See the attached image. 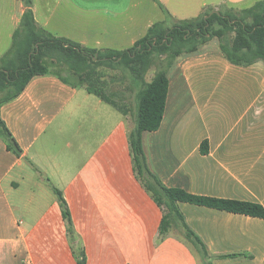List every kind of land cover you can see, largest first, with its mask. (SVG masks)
Returning <instances> with one entry per match:
<instances>
[{"label":"crops","instance_id":"0c3cea01","mask_svg":"<svg viewBox=\"0 0 264 264\" xmlns=\"http://www.w3.org/2000/svg\"><path fill=\"white\" fill-rule=\"evenodd\" d=\"M261 1L103 0L92 8L33 0V12L55 36L123 51L167 13L171 26L207 9L241 11ZM25 10L21 0H0V59L7 15L16 12L13 38ZM93 11L92 24L72 17ZM169 82L161 127L143 134L151 171L167 188L264 207V62L231 64L218 42L179 58ZM0 114L23 150L17 157L0 138V264H79L81 252L85 264H205L179 222L161 238L164 210L135 172L129 115L52 75L33 78ZM53 186L69 207L73 237ZM178 206L211 255H242L212 264H264V219Z\"/></svg>","mask_w":264,"mask_h":264},{"label":"trees","instance_id":"16d2710c","mask_svg":"<svg viewBox=\"0 0 264 264\" xmlns=\"http://www.w3.org/2000/svg\"><path fill=\"white\" fill-rule=\"evenodd\" d=\"M21 1L26 10L13 34L10 50L0 59V109L18 98L33 78L52 75L71 87L86 89L127 116L130 113L127 105L118 100L120 92L111 89L114 80H108L105 73V69L121 70L129 81V88L136 92L137 99L135 127L128 135L134 168L138 179L164 210L161 238L179 222L186 240L200 249L205 264H212L213 258L242 256L211 255L187 225L178 204L188 203L261 219H264V207L253 202L200 196L180 188H167L149 167L143 134L155 132L161 127L170 85L169 70L179 58L200 54L201 47L217 38L220 52L231 64L250 66L264 62V1L241 11L214 12V9H207L195 19L178 21L171 26L166 21L156 23L133 47L123 51L88 48L55 36L38 27L33 0ZM161 58H164L163 67L151 82H147L146 75ZM0 138L8 151L17 157L23 156V150L1 114ZM201 152L208 154L207 141L203 142ZM53 190L69 235L73 237V222L67 202L59 189L53 186ZM78 257L79 264H85L84 253L81 252Z\"/></svg>","mask_w":264,"mask_h":264},{"label":"rangeland","instance_id":"374dc122","mask_svg":"<svg viewBox=\"0 0 264 264\" xmlns=\"http://www.w3.org/2000/svg\"><path fill=\"white\" fill-rule=\"evenodd\" d=\"M68 1V0H65ZM105 1V0H104ZM109 3L107 4H119L120 6L123 5L121 0L120 2L117 0H108ZM73 2H76V4H87L89 7L95 8L97 5H102L103 4V0H73ZM100 2V3H99ZM16 12H12L7 15V19H6V29L3 30V34H4V38L5 39V43L2 46L3 48V53L4 55L10 50L11 46H12V37H10L11 33L14 30V23H15V15ZM84 16V19H81V22H89L90 24L95 23L96 22V13H87V14H78L75 15L73 14L72 17H81ZM186 16V15H185ZM167 20V21H166ZM165 21L168 23V20H170L169 16L167 15V19ZM183 21V20H182ZM164 22V21H163ZM169 25V24H168ZM219 42V40L217 38L212 39L207 45L201 47L199 49L200 52L206 51L208 50V47L211 44H217ZM163 62H164V58H161L160 61H158L154 66L151 67V69L149 70L148 74L146 75V81L147 82H151L152 79L154 78L155 74L157 73L158 70H160L163 67ZM105 73H106V78L108 80L113 79L114 80V84L112 85V90L114 91H118L120 92V99H118L119 101L123 102L124 104L127 105L128 109H129V117H130V124L132 123V121H135L136 118V112H137V99H136V92L132 91L129 87V81L127 78H124V75L122 73L121 70H114V69H105Z\"/></svg>","mask_w":264,"mask_h":264}]
</instances>
